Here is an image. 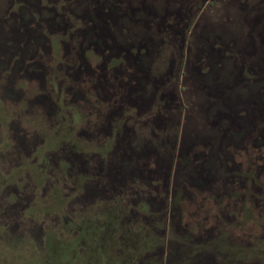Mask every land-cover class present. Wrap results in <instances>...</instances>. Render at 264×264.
Returning <instances> with one entry per match:
<instances>
[{"label": "rangeland", "instance_id": "obj_1", "mask_svg": "<svg viewBox=\"0 0 264 264\" xmlns=\"http://www.w3.org/2000/svg\"><path fill=\"white\" fill-rule=\"evenodd\" d=\"M202 1L0 0V203L27 221L0 216V264H152L167 245L264 264V0ZM122 108L132 131L110 139Z\"/></svg>", "mask_w": 264, "mask_h": 264}, {"label": "flooded vegetation", "instance_id": "obj_2", "mask_svg": "<svg viewBox=\"0 0 264 264\" xmlns=\"http://www.w3.org/2000/svg\"><path fill=\"white\" fill-rule=\"evenodd\" d=\"M206 1L207 0H203L202 1V5H204V3ZM199 9H200V6H199ZM181 42L183 44L185 42V33L183 35V38L181 39ZM180 56H182V54ZM179 62H180V64L177 67V70L178 71L176 70L178 73L174 77V80H172V82H171V85H175V89H172L173 91L170 92L171 98L173 100L174 99H177L178 101H180V98H179V95L177 93H175V90L177 91L176 88H177V85H179V81H180V77H181V76L179 77V71L181 69V60H179ZM182 73H183V71H181V75H182ZM50 75H52V74H50ZM53 77L51 76L50 78L53 79ZM54 90H55V88L53 89V91ZM60 92H61V86H59V93H58L59 95H60ZM56 103L58 104L57 105V111L56 112H58V113L59 112H62V105L60 104V98L57 99ZM178 104H179V102H178ZM66 113L70 117V119H68V120L70 122L73 121L72 116H71L72 115V111H69V112L66 111ZM129 118H131V116L129 114H126L125 115V108H122L120 110V113H119V116L117 117V119H114V122L115 123L113 122L110 125L111 127H109L108 135L110 136V139L115 136L118 139L123 140V137L120 136V133L119 132L121 130H123V134H125L127 132L130 133L132 131V128L129 127L126 124V122H127V120ZM57 121H56V124L55 125L57 126L59 124V128L56 129V132H54V134L52 135V137H54L55 135H57L58 138L60 137V139H62L61 140V144L62 145L63 144L66 145V146L69 145L70 147H72L68 143V141L63 140L64 137L67 136L66 133L68 132V130L70 128V127H66V124H65L66 119L65 118H62L60 122H57ZM88 121H90V120H88ZM120 128H122V129H120ZM3 130L4 129H3V127H1V124H0V132H3ZM51 130H53V129L51 128L49 130V133H51ZM62 131H64L65 133L61 135L60 133H62ZM2 135L0 137V153L3 152L4 149H6L8 147V143H4ZM12 137H13V135H12ZM49 137L51 139L50 134H49ZM110 139H108V141L105 140V142L107 141V145H106L107 147H111L110 146L111 145L110 142L112 140H110ZM18 143H19V141H18ZM51 146H52L51 142L50 143L48 142L47 145H40L38 147V154L36 155V157L32 158L31 162H28L27 165H24V164L21 165V164H18L19 162H17L18 165H15L10 171H7V173L9 174L8 175L9 176V179L10 180H13V176H11L9 172L15 171L16 172V175L18 176V174H20L23 171V169H26L25 170L26 176L29 177V172H30L29 171V165H31V164L33 165V164H35L37 162V158H39V156H40L39 153L42 154V157L50 155V148H51ZM105 152H106V158H107L108 155L110 154V148L107 149ZM39 165L40 164H38V166ZM108 166L109 165H107V167ZM106 168L104 166L102 169H105L106 170ZM50 174L53 175L54 172L50 171ZM103 174H105V172ZM53 177H54V179H55L56 182L59 181V179H58L57 176L53 175ZM18 180H19V182H21L22 177L18 176ZM5 182H6V179L4 178L0 182V185L4 184ZM88 182H89V180L84 184L85 185L84 186L85 188L83 189V193H80L81 196H84V195L87 196L88 195V191L90 190V188H86L88 186V184H90ZM33 183H34L33 185L35 187L36 186V183L35 182H33ZM107 183L109 185L108 188H110V190H112V193L111 194H114V192H116V191L122 193L123 198H120V200L124 199L126 201L127 206H128V209H127L128 210V216H132V215L138 216L140 214V212L139 211H136V213H135V211H133V209L129 205V202L132 199L131 198V196H132V186H131V184L129 185L130 187H127L126 189L123 190L122 188H120V186L119 187H115L116 184H119V183H117L116 180H111V178H110L109 180H107ZM16 193H17V198H18L17 200L18 201H20L21 199H23V200L25 199V191H18V190H16ZM134 197L138 198V200L146 199L145 198V191L143 189H140L139 191H135L134 192ZM25 200H27V199H25ZM151 200H153L152 197H151ZM10 204H11V202L8 203L7 205L0 203V216H5L6 215L7 218H8L6 221H4V222H6L5 228L7 230H11L14 227H19V225H23L24 226L25 223H27V221L21 219L22 217H24L22 214L21 215H16L14 217V216H10V213H8V211H4V209L5 210L8 209V205H10ZM124 205L126 206V204H124ZM6 212H7V214H6ZM160 216H162V214ZM127 218L129 219V217H127ZM64 220L67 221V218H64ZM158 241H159V239H158ZM189 247L190 248H188L186 251H181V250L178 249V247L176 249L173 248V250L170 251V249H171V246L170 245H167L165 247L164 246H159V247L157 246V249H156L157 250L156 251L157 257L156 256H153L154 253H152V252H147L146 253L147 254L146 257H151L152 260L155 259V260H153L154 262L152 264H201V259H202V256H201L202 254L201 253L202 252H205V249L206 248H209V246H207V247L197 246L196 247L195 245L194 246L190 245ZM195 249H196V251H194ZM202 249H204V250H202ZM167 256H168V258H167ZM153 257H155V258H153ZM228 261L229 260L227 258H224V260L221 261V262H219L218 264H226ZM216 263L217 262H215V264ZM138 264H142V263L139 262ZM147 264H150L149 261H148Z\"/></svg>", "mask_w": 264, "mask_h": 264}]
</instances>
